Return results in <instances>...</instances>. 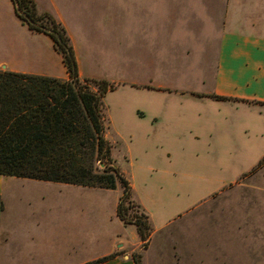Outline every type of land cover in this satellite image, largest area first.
<instances>
[{
	"label": "crops",
	"instance_id": "crops-1",
	"mask_svg": "<svg viewBox=\"0 0 264 264\" xmlns=\"http://www.w3.org/2000/svg\"><path fill=\"white\" fill-rule=\"evenodd\" d=\"M35 2L39 10L40 3ZM213 3L212 13L201 17L212 71L203 75L201 85L184 88L156 84L152 77L118 80V60L110 65L91 41L82 43L76 25L62 13H50L71 37L81 79H104L116 89L129 84L147 102L132 112L140 142L152 145L161 139L172 159L169 147L173 143L166 131H188L192 142L209 143L216 157L230 155L247 161L231 183L244 177L252 180L245 186L248 190L264 194V164L257 167L264 158V0H225L223 13ZM41 8L49 12V7ZM3 13L12 16L13 25L4 33L0 23V48L5 51L0 70L68 79L51 37L23 24L13 0H0ZM27 36L38 38L36 45H27ZM192 47L188 45L187 56ZM214 168L227 169L224 164ZM29 180L35 179L0 175V264H86L109 255L113 256L99 264H135L132 254L143 243L138 231L132 239L124 236V226L137 228L117 214L122 192L116 196L114 192L119 184L114 190L50 186L34 196L27 186L15 184ZM132 184L133 198L154 226L146 249L142 248L144 264H252L253 252L242 243L252 240L253 229L264 239V202L253 208L250 203L211 198L228 184L204 199L195 196L193 188L162 184L139 195Z\"/></svg>",
	"mask_w": 264,
	"mask_h": 264
},
{
	"label": "rangeland",
	"instance_id": "rangeland-1",
	"mask_svg": "<svg viewBox=\"0 0 264 264\" xmlns=\"http://www.w3.org/2000/svg\"><path fill=\"white\" fill-rule=\"evenodd\" d=\"M41 7L62 15L76 25L78 37L84 45L95 46L101 51L105 61L119 62V79L152 77L154 83L174 88L201 85L203 75L210 74L212 66L208 61V45L201 22L203 13H212L213 5L218 13H223L225 0H37ZM41 5V7H40ZM217 14V13H216ZM4 33L12 27V16L0 14ZM3 33V36H4ZM24 41L32 46L38 38L26 37ZM117 43L119 50L116 51ZM36 45V44H35ZM188 45H193L189 56ZM112 46L115 51H112ZM214 54V49L211 50ZM5 54L0 48V58ZM59 66L58 73H61ZM129 84H121L104 98L107 117V136L112 143V156L115 163L126 174L137 194L146 195L157 185L173 189L185 186L195 189V196L204 199L225 186L220 193L212 194L215 201H236L237 203L264 202V194L248 190L245 186L252 180L244 177L235 183L238 170L247 167L248 162L240 157L224 155L216 157L209 143L192 142L179 129L167 130L168 139L173 143L171 157L165 154L166 146L161 139L146 145L139 140L140 130L135 126L132 112L146 101L139 99ZM163 133L165 131H162ZM161 147H164L162 149ZM209 152V154H208ZM218 158V159H217ZM151 163V167L147 164ZM224 164L226 170H214ZM146 166V167H145ZM222 166V165H221ZM220 167V166H219ZM148 170V171H147ZM145 173V175H143ZM16 185L27 186L32 194L50 186L74 187L75 185L46 181L29 180ZM231 183V184H229ZM133 185V184H132ZM264 187V184H263ZM149 188V189H147ZM123 191L119 183L114 195ZM149 195V194H148ZM179 195V193H178ZM183 195L180 194V197ZM135 205H138L134 199ZM242 208L244 206H241ZM141 212V208L131 209L130 213ZM253 214L260 210H244ZM264 213V211H263ZM253 218V217H252ZM120 225V224H119ZM115 226H118L115 224ZM121 226V225H120ZM125 238L137 234L135 227L124 226ZM257 229L251 232L248 250L253 252L252 264H264V239L258 237ZM143 248V247H142ZM136 252H141L143 249Z\"/></svg>",
	"mask_w": 264,
	"mask_h": 264
},
{
	"label": "trees",
	"instance_id": "trees-1",
	"mask_svg": "<svg viewBox=\"0 0 264 264\" xmlns=\"http://www.w3.org/2000/svg\"><path fill=\"white\" fill-rule=\"evenodd\" d=\"M13 1L23 24L51 37L69 78L0 70V175L110 190L120 183L117 214L125 224L136 226L146 249L154 226L144 211L130 213L140 205L134 203L132 184L115 163L107 136L104 98L116 86L104 79H81L62 22L48 11L40 12L35 0ZM263 164L264 158L257 167ZM132 258L144 264L142 251Z\"/></svg>",
	"mask_w": 264,
	"mask_h": 264
}]
</instances>
